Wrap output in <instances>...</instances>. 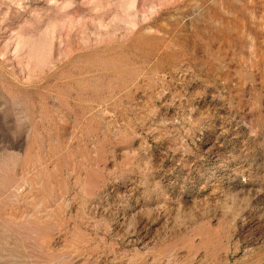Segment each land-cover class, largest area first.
Masks as SVG:
<instances>
[{
	"label": "rangeland",
	"instance_id": "1",
	"mask_svg": "<svg viewBox=\"0 0 264 264\" xmlns=\"http://www.w3.org/2000/svg\"><path fill=\"white\" fill-rule=\"evenodd\" d=\"M0 264H264V0H0Z\"/></svg>",
	"mask_w": 264,
	"mask_h": 264
}]
</instances>
